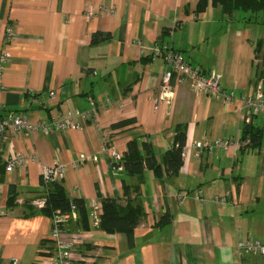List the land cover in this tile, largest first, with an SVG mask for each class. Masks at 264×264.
I'll use <instances>...</instances> for the list:
<instances>
[{
  "label": "crops",
  "instance_id": "1",
  "mask_svg": "<svg viewBox=\"0 0 264 264\" xmlns=\"http://www.w3.org/2000/svg\"><path fill=\"white\" fill-rule=\"evenodd\" d=\"M195 2L0 0V55L9 52L0 114L14 111L36 123L50 122L52 114L91 113L76 118L78 128L11 131L0 138V208L6 211L0 216V264H49L51 218L23 205L40 196L44 169L63 164L67 196L83 199L89 214L104 197L124 198L123 166L103 151L105 135L107 149L124 153L131 137L146 133L163 153L177 124L185 131L182 165L163 177L144 171L138 199L146 214L133 244L125 233L92 225L88 215L83 227L74 211L63 227L76 246L70 264H264L258 251L237 249L240 240L264 243L263 112L251 116L262 129L260 143L239 140L244 99L260 86L251 81L253 45L264 37V25L228 18L210 4L195 15ZM162 45L219 73L230 101L173 78L172 100L157 105L161 78L170 69L154 54ZM128 118L135 122L112 129ZM14 153L33 159L6 171ZM126 180L136 183L134 176ZM11 188L17 192L12 205Z\"/></svg>",
  "mask_w": 264,
  "mask_h": 264
},
{
  "label": "trees",
  "instance_id": "2",
  "mask_svg": "<svg viewBox=\"0 0 264 264\" xmlns=\"http://www.w3.org/2000/svg\"><path fill=\"white\" fill-rule=\"evenodd\" d=\"M210 5L218 6L221 12L228 18L236 17L239 20L259 23L264 25V0H196L193 12L195 15L203 13ZM98 39V34H94L92 41ZM253 83H260L259 91L264 93V37H259L254 42ZM135 122L134 118L122 119L111 125L112 129L123 128ZM261 128L252 122L244 121L240 142H249L244 145H258L261 138ZM185 143V131L183 124L175 126V132L169 147L159 153L150 136L141 133L131 137L127 141L126 150L123 153L121 164L123 166V199L114 197L102 198V208L100 210L99 226L105 232H122L127 235L129 244H133L134 229L143 221L145 210L138 199V193L143 183L145 170H151L157 177L177 174L182 165V150ZM118 163H116L117 165ZM127 176L136 177V183H129ZM17 192L10 189L9 204H14ZM45 197V204L41 208H35L29 200L24 202L25 211L28 213L41 211L52 218L55 211L59 209L62 213H70L74 206L79 219L86 226L87 211L86 205L81 198H70L65 192L61 179L45 181L42 177V190L40 196ZM166 216L161 217L159 222L166 221Z\"/></svg>",
  "mask_w": 264,
  "mask_h": 264
},
{
  "label": "built area",
  "instance_id": "3",
  "mask_svg": "<svg viewBox=\"0 0 264 264\" xmlns=\"http://www.w3.org/2000/svg\"><path fill=\"white\" fill-rule=\"evenodd\" d=\"M156 56H162L164 60L169 63L170 69L163 74L160 84L159 93L156 98L157 105L160 103H168L173 98L172 79L174 78L177 83L183 81H189L192 88L197 93L211 95L214 98H218L221 94L224 96L225 101H230L231 94H225L221 91L219 80L220 74L215 71H204L196 66L191 65L188 61L175 50L170 49L168 46L162 45L155 49ZM9 57L8 51H2L0 55V90L2 89V75H3V62ZM50 95L54 96V92L50 91ZM245 114L244 121H249L253 114L258 112L264 113V93L258 90L254 97L246 96L244 99ZM91 113L89 111L81 112L76 110L73 115L62 116L60 114H52L51 121L47 122L43 120L41 122H32L27 116L9 111L6 114H0V138H7L8 132L11 131H33L37 128H41L45 133L49 132L51 127L56 129L66 128H78L80 126L79 121L76 118L84 117L89 118ZM110 137L105 135L103 151L108 153L111 159L118 163L117 167L121 168V159L123 152L118 150H109L107 145L109 144ZM249 142L247 139L244 143ZM241 143V142H240ZM199 145V143H197ZM32 155L24 153H14L6 160V171H12L15 166L21 165L29 160H32ZM65 172V166L63 164L55 165L50 168L44 169L42 173L43 179L47 182L54 179H61ZM21 202V200H19ZM35 208H41L45 204V197H37L30 201ZM101 203L97 204V211H93L88 214L92 225H98L100 222V209ZM74 206L70 213H62L59 209L55 211L54 216L51 218V230L49 233L51 241V256L48 261L49 264H70L72 256L76 252L73 238L64 235L63 227L69 223L70 214L74 212ZM6 211L0 208V216L5 214ZM237 249L240 251L250 252L258 251L264 255V243L253 240H240L237 243Z\"/></svg>",
  "mask_w": 264,
  "mask_h": 264
}]
</instances>
